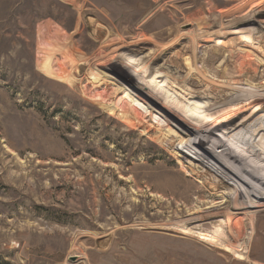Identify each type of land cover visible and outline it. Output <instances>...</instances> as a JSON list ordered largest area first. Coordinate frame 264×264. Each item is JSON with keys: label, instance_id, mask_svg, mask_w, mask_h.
Returning <instances> with one entry per match:
<instances>
[{"label": "rangeland", "instance_id": "obj_1", "mask_svg": "<svg viewBox=\"0 0 264 264\" xmlns=\"http://www.w3.org/2000/svg\"><path fill=\"white\" fill-rule=\"evenodd\" d=\"M145 76L257 117L264 0H0V264H264V180Z\"/></svg>", "mask_w": 264, "mask_h": 264}, {"label": "bare ground", "instance_id": "obj_2", "mask_svg": "<svg viewBox=\"0 0 264 264\" xmlns=\"http://www.w3.org/2000/svg\"><path fill=\"white\" fill-rule=\"evenodd\" d=\"M118 72L119 71L114 70L109 75L116 81H122L121 78H123V75L118 74ZM138 75L142 76L143 74L138 73ZM144 79L148 83L152 84L158 93L168 91L169 94L168 95L166 94V97H165L166 99L163 97L162 98L160 97V98L164 102H168V104L173 106L172 108L178 111L181 114L182 118H184V120H188L190 124H192V126L193 125L197 126L195 128L192 127L195 131H197L200 135H205L206 133L209 132L211 136H214V139L212 140L214 144L230 152L236 159L240 161L241 165L250 166L256 172L257 179L261 180L262 178L264 180V110H262L263 113H260L257 117L254 118L255 116L254 114L256 113L255 112L253 114L254 116L252 115L250 117L248 115L243 120L239 121L238 123L234 125L230 124L231 122H224L220 126H217V127L213 125H207L209 121L211 120V116L208 113H206L207 110H205V108H207V104L210 103L206 100L207 98L205 96H203L202 98L203 102H201V98L197 96V98L195 97L196 98L195 101L193 102L186 101L184 104L183 102L178 100L177 93L175 94V92H172L171 90L164 87V83L163 81H161V79H159V77L152 79L150 77L145 76ZM132 86H135V84L132 83ZM250 88H247V90L244 88L246 91H244L243 94L241 95L242 99H247V98L249 99L250 97V98H256L253 101H256L258 99L264 100V91L259 90V89L257 90L254 87H250ZM157 96L159 97L158 94ZM230 96L232 97V99L229 98L230 100H228L227 102L228 104H225V106L227 107H224L225 108L223 109L224 111L233 109L234 107L233 105L236 103V100H238L237 98L239 97V96L234 97L235 94L234 96L230 94ZM197 104H199L200 107H198ZM259 108L261 109V105ZM259 108H257L258 110L257 113L261 112ZM177 118L185 125H188L187 123H185V121L183 122V119L181 120V118H179L178 116ZM168 120L170 121L171 119H168ZM250 120L252 121L249 122ZM235 168L237 169V167ZM250 184L251 186H254L253 189L248 188L250 192L259 191V192L264 193V181L261 180L260 185H256V184L254 185V183H250ZM201 227L202 226H200V228L196 227L198 229L197 233L199 235H206V233L203 232V228Z\"/></svg>", "mask_w": 264, "mask_h": 264}]
</instances>
